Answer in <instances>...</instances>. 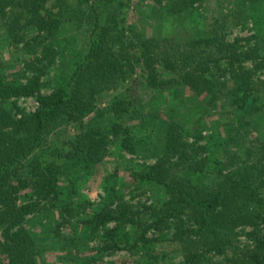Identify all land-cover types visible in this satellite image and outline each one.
<instances>
[{
    "label": "trees",
    "instance_id": "16d2710c",
    "mask_svg": "<svg viewBox=\"0 0 264 264\" xmlns=\"http://www.w3.org/2000/svg\"><path fill=\"white\" fill-rule=\"evenodd\" d=\"M237 1L232 27L252 21L256 32L230 41L223 17L187 38L168 32L136 39L121 18L129 0H0V30L25 41L29 54L42 45L25 83L0 67V264H56L42 260L47 239L64 251L93 238L101 241V256L125 250L134 263L202 264L211 255L227 264H264V138L257 120L264 115V37L257 27L264 25V0ZM206 3L151 0L150 9L196 27ZM28 28L36 36L26 41ZM84 28L77 49L70 31ZM57 59L55 76L45 78ZM141 63L133 99L129 84ZM186 88L193 92L188 98ZM29 96L37 108L26 113L16 100ZM189 101L196 110L179 117ZM100 102L106 104L99 109ZM210 119L214 131L204 137L199 124ZM112 146L156 161L119 174L117 182L106 179L100 206L80 216L89 204L81 185ZM141 187L164 199L140 208L114 196ZM67 225L79 226L78 238L62 234ZM245 227L251 231L241 245L237 229Z\"/></svg>",
    "mask_w": 264,
    "mask_h": 264
},
{
    "label": "rangeland",
    "instance_id": "374dc122",
    "mask_svg": "<svg viewBox=\"0 0 264 264\" xmlns=\"http://www.w3.org/2000/svg\"><path fill=\"white\" fill-rule=\"evenodd\" d=\"M236 3L237 0H207L205 4L204 10L202 9V13L204 15L202 20L196 27H193L191 22L187 17H181L175 19L173 17H165V19L159 18V16L153 13L152 9H150L151 0H129L128 5L125 3V6L121 8V18L125 19V28L126 32L129 34L133 33V37L139 39L140 37H149L156 34L168 33L173 35H178L180 38H187L190 36L196 35V33L200 30L205 29V27L209 24L211 18H221L223 17L229 23V29L227 31V38L230 41H233L236 37L239 38H249L256 31L254 29V24L252 21H248V24L242 28L241 26L232 27L231 20L236 16ZM248 11V10H247ZM195 15V14H194ZM229 16V17H228ZM190 17V16H189ZM198 18V16H196ZM197 21V20H196ZM258 30L262 37H264V25H258ZM70 34L74 37L75 48H82L85 43V28L79 30H71ZM36 36V32L32 28H28L26 31V41L32 39ZM25 42V41H24ZM24 42L17 44L14 40H10L8 34L2 30H0V67L4 75L9 79L19 80L20 83H25L27 78L31 77L32 71L30 69V65H38L36 62L37 58H40V51L42 50V45H39L36 48V52H32L33 54H29L26 52V47ZM253 42V41H252ZM63 44V43H61ZM67 46L68 44L64 43ZM76 50V49H75ZM63 52L66 55L72 54L71 50L65 48ZM62 60L57 59L54 62V65L51 67L50 72L45 78H52L56 74V70L60 68ZM145 72L144 64L141 63L137 67V73L133 76L132 81L130 82L131 88V97L133 99L137 98V91L139 89V81L141 74ZM17 73L21 74V77L18 79ZM23 75V76H22ZM260 79L264 80V75L260 76ZM258 89H261L258 86ZM50 89H46L43 93H49ZM120 91L114 92L110 95V97L116 95ZM186 98L187 96H191L193 92L186 88L182 93ZM17 106L26 113L33 112L37 108V103L35 97H20L16 100ZM190 102V101H189ZM191 103V105H190ZM188 103L186 108L180 107L181 110H177L179 117L186 116L190 117L193 113L190 112L193 109L196 110V106L193 107V102ZM105 102H100L97 107L103 108L105 106ZM196 105V104H195ZM193 108V109H192ZM190 113L189 115H186ZM262 115V113H261ZM257 117V120H260L258 127L261 132L262 138H264V115ZM165 116V113H163ZM210 120L203 121L199 124V128L201 130V134L204 137H208L213 131V123ZM137 123V122H136ZM81 129V125H77L76 127L70 128L68 135H74ZM258 136V135H254ZM156 141V140H153ZM204 144L203 142H201ZM156 144V143H154ZM156 161L155 157H150L148 154H137V155H129L123 151H120L115 146L110 148L109 154L105 157L104 161L100 164L96 165L92 172L91 176L85 177L86 179L83 181L81 185V193L83 201H87L92 204H88L87 209H82V213L80 216H88L92 210L98 208L101 204L102 197L106 194L108 190V186L106 185V179H111L113 182H117V177L119 174H125L129 171H135L145 166L151 165ZM116 200L122 199L123 201H127L134 206H139L141 208V204H145L146 206L151 205L153 202L158 200H163L164 196L162 193L157 192L156 190H149L147 187H141L137 191H127L124 190L114 195ZM76 200H79L77 198ZM87 205V204H86ZM79 217V216H78ZM78 217L74 218L76 220ZM108 228H113L114 224H108ZM62 234L70 239L78 238L80 235V228L77 225H67V227L62 228ZM132 232L135 230V227H131ZM35 231L39 234L41 233V228L38 226ZM251 231V228H239L237 229V240L241 242V245L247 243V233ZM152 237L150 233L148 235ZM53 239H47L45 241L46 248L44 249V254L42 260H46L47 262L53 263L58 261L56 264H84L83 261L91 259L92 257L101 256L98 253V249L101 246L98 238H93L87 241L86 244H77L72 245L70 248L62 251L59 247H54ZM239 244V243H238ZM65 255V260H59L60 257ZM137 260L136 256H133L130 252L121 250L112 255L103 254L98 261L93 264H141L140 262H135ZM202 264H227L225 260L221 257L215 256L212 257L209 255V259Z\"/></svg>",
    "mask_w": 264,
    "mask_h": 264
}]
</instances>
